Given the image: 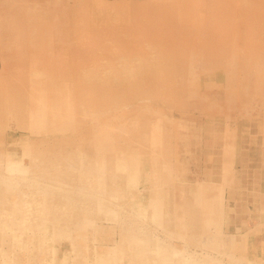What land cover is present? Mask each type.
I'll list each match as a JSON object with an SVG mask.
<instances>
[{"label":"rangeland","instance_id":"obj_1","mask_svg":"<svg viewBox=\"0 0 264 264\" xmlns=\"http://www.w3.org/2000/svg\"><path fill=\"white\" fill-rule=\"evenodd\" d=\"M263 208L264 0H0V264H264Z\"/></svg>","mask_w":264,"mask_h":264},{"label":"bare ground","instance_id":"obj_2","mask_svg":"<svg viewBox=\"0 0 264 264\" xmlns=\"http://www.w3.org/2000/svg\"><path fill=\"white\" fill-rule=\"evenodd\" d=\"M206 10V9H205ZM236 11V10H235ZM203 16V15H202ZM200 18V17H199ZM179 20V19H178ZM181 22V21H180ZM233 37V36H232ZM202 38V37H201ZM235 39V38H234ZM176 40V39H175ZM188 49V48H187ZM185 52V51H184ZM183 51H182V53H184ZM234 55V54H233ZM240 55V54H239ZM180 57H181V55H180ZM238 58H239V56H238ZM165 59V61H168V60H170V59H168V58H164ZM180 60H182V59H180ZM185 61V60H184ZM183 61V62H184ZM162 62H163V60H162ZM174 62V61H173ZM131 63V62H130ZM181 64V63H180ZM179 64V65H180ZM167 65V64H166ZM175 65V64H174ZM177 66V65H176ZM181 66V65H180ZM179 66V67H180ZM178 67V66H177ZM174 69V68H173ZM171 71H173V70H171ZM171 74H172V72H171ZM156 76V75H155ZM167 76V75H166ZM165 75L163 76H160V80H158V76H156V77H158V78H156V77H154V76H151V75H148V77L147 78H149L150 77V80H152V81H161L162 83H164L165 82V77H166ZM118 77V76H117ZM169 77V76H168ZM115 78V77H114ZM115 80V79H114ZM125 80V79H124ZM123 80V81H124ZM167 80V79H166ZM114 82V81H113ZM174 88V87H173ZM229 90V89H228ZM143 91V90H142ZM178 91H180V90H178ZM152 92H154V89H153V91L152 90H147V94H151V95H153V93ZM157 91H155V93H156ZM237 93V92H236ZM110 94V96L112 97V98H114V95H115V92H114V95H113V92H112V94L111 93H109ZM136 94H140L139 92H137ZM143 95V94H142ZM156 95V94H155ZM115 96H118L117 94L115 95ZM136 96V95H135ZM144 97V96H143ZM143 97H141V98H143ZM154 97V96H153ZM153 97H152V99H153ZM165 97V96H164ZM239 97V96H238ZM134 98V97H133ZM145 98V97H144ZM157 97L155 96V99H156ZM152 99H150V100H152ZM168 99V98H167ZM174 99V98H173ZM147 101H148V99H147ZM169 101V100H168ZM180 101V100H179ZM170 102V101H169ZM93 104V103H92ZM149 104V103H148ZM114 106V105H113ZM99 107V106H98ZM97 107V108H98ZM202 111V110H201ZM148 124V123H147ZM161 135V134H160ZM240 150V149H239ZM263 165V164H262ZM23 169V168H22ZM232 169V168H231ZM227 173V172H226ZM221 174V173H220ZM233 175V174H232ZM226 177H227V175H226ZM84 179V178H83ZM132 179V178H131ZM221 181V180H220ZM223 181V180H222ZM229 181V180H228ZM263 181V180H262ZM226 182V181H225ZM211 183V182H210ZM213 183V182H212ZM220 183V182H219ZM218 184V183H217ZM211 185H213V184H210V186ZM219 185V184H218ZM227 185V184H226ZM206 186V185H205ZM204 186V187H205ZM225 186V185H224ZM213 188V187H212ZM219 191V190H218ZM215 192V191H214ZM206 193V192H205ZM210 193H211V191H210ZM209 193V194H210ZM215 194H217V193H215ZM207 195V194H206ZM205 195V196H206ZM204 196V195H203ZM152 197V196H151ZM218 197V196H217ZM261 198V197H260ZM155 199V198H154ZM185 199V198H184ZM165 200V199H164ZM150 201V200H149ZM154 201V200H153ZM161 201V200H160ZM163 202V201H162ZM162 205H164L163 203H161ZM190 204V203H189ZM120 205V204H119ZM130 205H131V203H130ZM145 205V204H144ZM158 205V204H157ZM166 205V204H165ZM115 206H117V205H115ZM124 206V205H123ZM132 206V205H131ZM159 206V205H158ZM158 206H156V207H158ZM122 207V206H121ZM184 207V206H183ZM120 208V207H119ZM137 208V207H136ZM159 208V207H158ZM157 208V209H158ZM162 208V207H161ZM200 208V207H199ZM163 209V208H162ZM118 210V209H117ZM120 210V209H119ZM263 210H264V208H263ZM122 211H124V210H122ZM131 211H133V210H131ZM163 211V210H162ZM166 211H167V209H166ZM180 211V210H179ZM121 212V211H120ZM160 212V211H159ZM116 213H119L118 211L116 212ZM125 213V212H124ZM180 213V212H179ZM160 214V213H159ZM117 215H119V214H117ZM121 215H123V214H121ZM115 216V215H114ZM153 216V215H152ZM152 216H150V217H152ZM163 216V212H162V215H161V217ZM165 216V215H164ZM147 217V216H146ZM262 218V217H261ZM147 219V218H146ZM148 220H149V218H148ZM223 223V222H222ZM163 224H165L164 223V221H163ZM202 224V223H201ZM249 226V225H248ZM201 227V226H200ZM223 229V228H222ZM201 230V229H200ZM210 232V231H209ZM212 232V231H211ZM223 232V231H222ZM206 233V232H205ZM218 233V232H217ZM208 234V233H207ZM222 234H224V232L222 233ZM229 234H230V232H229ZM246 234V233H245ZM130 235H132V238H136V237H134V235H133V233L131 234L130 233ZM224 235H228V234H224ZM239 235V234H238ZM213 236H214V234H213ZM218 236H221L220 234L218 235ZM202 237V236H201ZM205 238V237H204ZM218 237H216V239H217ZM226 238H228V237H226ZM230 238V237H229ZM208 239H210V238H208ZM221 239V238H220ZM232 239V238H231ZM201 240V239H200ZM199 240V241H200ZM223 240V239H222ZM230 240V239H229ZM206 241V240H205ZM219 241V240H218ZM126 242V241H125ZM216 242V241H215ZM234 242H235V240H234ZM200 243V242H199ZM206 243V242H205ZM172 245V244H171ZM171 245H169V246H171ZM174 245V244H173ZM175 245H176V243H175ZM174 245V246H175ZM202 245V244H201ZM224 245V244H223ZM229 245V244H228ZM235 245V244H234ZM178 246V245H177ZM202 246H204V245H202ZM127 248V247H126ZM208 248H210V247H208ZM228 248V247H227ZM139 249V248H138ZM186 248H184V250H185ZM120 250V249H119ZM177 250V249H176ZM203 251L205 250L206 251V248L205 249H202ZM223 250V249H222ZM230 250V249H229ZM144 251V250H143ZM178 251V250H177ZM209 251H210V249H209ZM208 251V252H209ZM187 252V251H186ZM212 252V251H211ZM215 252V251H214ZM200 253V252H199ZM206 253H207V251H206ZM206 253H202L205 257H206ZM178 254V253H177ZM216 254V253H215ZM222 255H225V253H223ZM199 256V255H198ZM202 256V255H201ZM207 256H208V254H207ZM211 256V255H210ZM214 257H213V259L215 258V255H213ZM209 257V256H208ZM217 257V256H216ZM232 257V256H231ZM230 256H229V259H231V261L232 262H235L236 260H234L233 258H231ZM201 258V257H200ZM211 258H212V256H211ZM199 259V258H198ZM201 259H204V258H201ZM217 259V258H216ZM226 259V258H225ZM237 260H238V258H236ZM205 260H206V258H205ZM215 260V259H214ZM213 260V261H214ZM171 261V260H170ZM206 261H208V260H206ZM219 261V260H218ZM219 262H221V260L219 261ZM224 262V261H223ZM253 262V261H252ZM255 262V261H254ZM261 262V261H260ZM213 263H215V261L213 262ZM238 263V262H237ZM250 263V262H249ZM166 264V263H165ZM226 264V263H225ZM239 264V263H238ZM243 264V263H242ZM255 264H258V263H255ZM261 264H262V262H261Z\"/></svg>","mask_w":264,"mask_h":264}]
</instances>
